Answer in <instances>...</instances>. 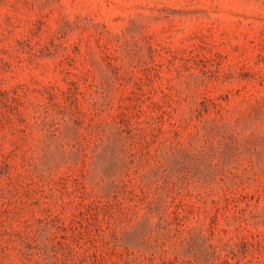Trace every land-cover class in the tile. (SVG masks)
<instances>
[{"label": "rangeland", "instance_id": "rangeland-1", "mask_svg": "<svg viewBox=\"0 0 264 264\" xmlns=\"http://www.w3.org/2000/svg\"><path fill=\"white\" fill-rule=\"evenodd\" d=\"M0 264H264V0H0Z\"/></svg>", "mask_w": 264, "mask_h": 264}]
</instances>
